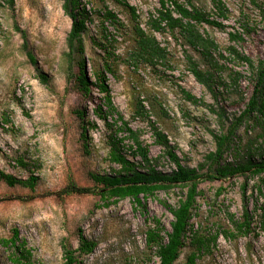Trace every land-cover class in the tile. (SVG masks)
Wrapping results in <instances>:
<instances>
[{
	"label": "rangeland",
	"instance_id": "1",
	"mask_svg": "<svg viewBox=\"0 0 264 264\" xmlns=\"http://www.w3.org/2000/svg\"><path fill=\"white\" fill-rule=\"evenodd\" d=\"M84 1L93 11L83 35L91 80H95L94 69L111 58L113 72L107 73V80L115 106L130 127L141 131L151 156L159 159V168L170 171L175 164L156 142L151 121L166 133L184 165L198 167L215 149L212 132L218 128L216 115L207 106L214 99L196 79L186 56L189 53L201 61L200 54L178 33L155 32L169 51L168 61L136 66L130 57L135 25L138 22L150 30L161 0H126L129 6L115 0ZM179 1L213 12L212 0ZM224 2L229 18L220 20L226 28L203 24L201 31L225 47L231 43L230 31L240 29L239 22L246 15L255 30L239 47L254 58L264 56V0ZM106 7L123 22L121 28L109 21L103 23ZM71 26L63 0H16L14 6L0 5V169L22 180L32 175L37 178L31 188L9 185L0 177V238L10 237L12 228L17 227L42 264H64L63 243L77 248L81 235L97 243L93 253L81 256L82 264H138L148 258L157 263L154 253H145V231L154 219L171 228L174 215L161 200L177 206L186 188L158 191L146 201L147 213L131 198L107 205L98 194L65 192L71 183L93 186L91 172L106 173L118 167L108 159L112 130L94 112L104 103L103 94L93 87L91 94L84 96L71 75L77 71L66 55ZM101 43L110 47L111 57L107 58ZM244 87L247 95V81ZM184 91L199 102L189 100ZM140 104L151 111L149 117L138 116ZM224 104L229 112L244 106L235 96ZM117 118L115 114L109 121L114 123ZM85 123L87 138L82 135ZM93 123L97 126L92 127ZM131 144L125 140L126 151ZM257 181L241 176L201 182L193 227L211 233L222 231L230 227L231 215L242 216L247 201L251 208L257 199L259 205L264 203V187L258 190ZM189 252L185 247L176 264L185 262ZM9 253L0 243V264H15ZM196 264H264V235L248 234L234 240L221 233L213 253Z\"/></svg>",
	"mask_w": 264,
	"mask_h": 264
},
{
	"label": "trees",
	"instance_id": "2",
	"mask_svg": "<svg viewBox=\"0 0 264 264\" xmlns=\"http://www.w3.org/2000/svg\"><path fill=\"white\" fill-rule=\"evenodd\" d=\"M15 1L0 0V5L14 6ZM115 1L129 6L126 0ZM212 3L213 12H208L192 2L187 4L179 0H161L159 15L151 20L150 30H146L138 22L134 28L135 46L130 57L136 66L143 63L151 66L165 64L169 51L159 41L155 32L169 31L174 35L178 33L186 45L200 54L201 61L187 53L189 67L214 99V102L207 106L217 118L218 128L212 132L215 149L206 154L198 167L184 165L166 133L151 121L156 142L170 162L175 164L172 170L165 171L157 165L158 157L151 156L150 147L144 143L141 131L130 127L115 106L107 80V73L113 72L111 58L106 59L102 67L94 69V81L88 75L83 35L88 29V23L93 19V11L84 0H63V9L72 19L66 55L69 64L76 67L77 71H73L71 75L78 91L84 96H89L93 87L103 94L104 103L98 105L94 112L112 130L108 159L118 166L106 173L91 172L93 186L71 183L65 192L98 194L107 205L131 198L136 207H141L142 211L147 213L146 201L158 191H169L178 186L187 189L185 197L180 199L177 206L161 200L174 215L171 228L167 229L160 219H154L145 231V253H154L159 262L151 263L152 258H148L142 259L138 264H176L185 247H189L190 252L186 261L181 264H196L199 258L213 253L221 233L234 240L248 234L264 235V203L259 205L258 199L253 208L246 202L240 218L231 215L230 227L222 231L211 233L205 228L195 229L191 223L197 198L202 193L199 185L203 181L242 176L247 180L258 178L257 189L264 187V56L254 58L239 47V44L246 40V36H250L255 30L246 15L239 22L240 29L230 31L231 43L225 47H221L213 37L201 31L203 24L226 28V24L220 19L229 18V8L224 0H212ZM104 9L103 23L109 21L116 29L124 25L112 10L107 7ZM132 10L135 13L134 7ZM104 39L112 45L108 36ZM100 46L107 52V58L111 57L110 47L103 43ZM245 81L250 89L247 95ZM184 92L189 100L199 102L196 96L188 91ZM231 96H235L238 102H243L244 106L239 111L227 110L224 102ZM81 113L83 115V111H80ZM149 113L151 111L140 104L138 116L149 117ZM115 114L118 118L112 123L109 118ZM119 120L122 121L121 125H118ZM87 126L86 123L82 126L84 138H87ZM91 126L97 125L93 123ZM126 139L132 142L128 151L124 148ZM0 177L9 185L20 183L34 188L37 183V178L33 175L22 180L1 169ZM245 186L242 185L244 194ZM0 243L10 251L9 258L13 263L42 264L35 258L27 240L20 236L17 227L12 228L10 237L0 238ZM96 245L95 241L87 239L84 235L80 236V245L77 248L63 243L64 264H82L81 256L93 253Z\"/></svg>",
	"mask_w": 264,
	"mask_h": 264
}]
</instances>
